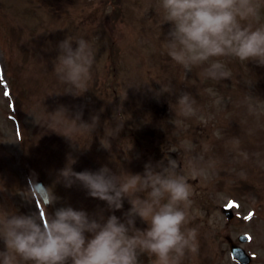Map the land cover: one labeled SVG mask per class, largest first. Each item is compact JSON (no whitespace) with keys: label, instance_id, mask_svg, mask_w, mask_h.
I'll return each mask as SVG.
<instances>
[{"label":"rangeland","instance_id":"rangeland-1","mask_svg":"<svg viewBox=\"0 0 264 264\" xmlns=\"http://www.w3.org/2000/svg\"><path fill=\"white\" fill-rule=\"evenodd\" d=\"M104 1L0 0V220L10 213L42 214L43 208L53 215L57 208L71 206L93 218L102 215L106 220L115 214L124 221L127 200L122 209L110 210L79 183L65 187L60 171L70 165L75 172H95L107 166L117 175L142 174L146 163H166L171 157L177 161V174L190 185L189 226L198 229V240L203 243L195 261L189 255L183 264H239L229 253L228 239L239 243L241 233L248 236L242 246L252 255L251 264H264V66L226 56L186 71L165 50L172 25H162L166 19L162 5L159 11L145 12L134 10L130 3L114 7L117 0ZM110 12L116 17L121 13L122 20L137 31L131 35L127 30L118 42L122 50L116 76L108 63L112 39L105 21ZM242 23L264 27V6L256 17ZM66 37L89 42L95 61L88 89L95 84L106 95L100 101L83 102L85 114L77 124L91 123L98 116L92 134H70L69 122L57 125L58 117L49 115L63 107L67 117L74 119L81 105V94L74 95L79 90L61 83L54 72L58 45ZM138 57L148 58L149 67L157 68L156 76L147 71L155 76L146 79L150 86L137 76H123L131 75ZM216 60L225 65L226 79L204 75V68ZM7 64L15 83L8 80L9 89L2 75ZM184 93L195 100L194 112L187 117L177 104V96ZM13 155L20 158L16 183L7 178ZM192 159L198 174L189 166ZM36 178H43L57 197L52 207H40L32 186ZM245 184L259 196L254 206L242 199ZM228 197L234 198L231 222L220 211ZM135 226L139 228V218ZM5 247L0 225V249ZM146 257L155 264L154 256Z\"/></svg>","mask_w":264,"mask_h":264},{"label":"clouds","instance_id":"clouds-1","mask_svg":"<svg viewBox=\"0 0 264 264\" xmlns=\"http://www.w3.org/2000/svg\"><path fill=\"white\" fill-rule=\"evenodd\" d=\"M162 8L166 22L172 24L167 54L186 71L226 56L264 66V27L242 23L257 16L259 4L254 0H162ZM58 49L54 65L57 78L78 89L79 94L74 95L88 91L95 61L89 42L83 37H66ZM204 75L226 79L228 72L216 60L204 68ZM169 93H174L171 87ZM177 104L183 116L193 114L195 100L190 94L177 96ZM49 115L58 117L54 121L57 125L69 122L70 134H92L99 123V117L93 116L91 123L77 124L82 113L69 119L63 107ZM189 166L198 174L194 159ZM177 167L171 157L166 163H146L142 174L117 175L107 166L95 172H75L71 165L66 166L59 173L65 187L79 183L90 197L104 201L113 211L122 209L127 200L130 208L124 221L116 215L106 220L102 215L93 218L71 206L59 207L53 215L10 213L0 221L7 246L0 251V264H140L141 253L154 256L155 264H183L189 255L195 261L199 233L189 226L192 193L177 174ZM56 201L51 192L44 205ZM137 218L146 224L143 230L135 226Z\"/></svg>","mask_w":264,"mask_h":264}]
</instances>
